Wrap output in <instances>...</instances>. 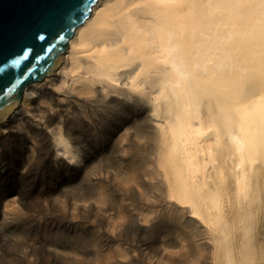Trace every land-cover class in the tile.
I'll list each match as a JSON object with an SVG mask.
<instances>
[{"label": "bare ground", "instance_id": "obj_1", "mask_svg": "<svg viewBox=\"0 0 264 264\" xmlns=\"http://www.w3.org/2000/svg\"><path fill=\"white\" fill-rule=\"evenodd\" d=\"M130 145L141 167L118 181ZM62 174L70 200L53 201L71 221L82 206L110 216L104 251L98 231L77 222L70 237L59 223L40 244L59 264H82L83 244L94 264H143L141 234L163 218L177 249L196 252L190 264H264V0H98L52 76L0 119V192L14 193L0 228ZM35 241L0 264H34ZM174 250L163 245L157 263Z\"/></svg>", "mask_w": 264, "mask_h": 264}, {"label": "rangeland", "instance_id": "obj_2", "mask_svg": "<svg viewBox=\"0 0 264 264\" xmlns=\"http://www.w3.org/2000/svg\"><path fill=\"white\" fill-rule=\"evenodd\" d=\"M128 126H131V121L128 124ZM133 146H128V151L130 152L128 155V159L124 163V166H129L127 170V174L123 176L118 177V181L122 180L123 182L127 181L128 179H133L132 181H135L137 177L135 176L136 172L140 170L141 167V160H142V152L132 149ZM104 151V149H103ZM125 172V171H124ZM126 173V172H125ZM64 175H60L57 180H58V186H53V185H48L46 189L43 191H40L39 189H34L32 191V194L30 198L24 199V205L22 208V211L20 212L19 215L16 216L17 219H15L14 223L10 222L7 226H3L0 228V245L2 246L0 248V260H11L13 257L6 258V254H12V245L16 244V247L14 249L17 251L16 254L18 256H23L25 252L30 250L29 244L26 242V239L30 238V241L32 238L36 239L34 245L35 247L33 248L34 253H33V258H34V264H59V260H62L61 255L55 256L53 251H44L43 249L40 248L41 241H46L49 242V240H53L51 236H49V233L54 231L55 227L61 223H66L69 225L65 227L69 230L68 236H74L72 232L73 227L72 225L74 223L79 222L80 223V233L84 232V230H93L98 231L99 234L102 235V238L99 240L100 243V251H104L106 247L104 245L107 244L106 238L109 236V233L107 232L108 226L106 223V218L107 216H110L109 210L110 207L107 210V215L105 214L104 216L98 217L96 215V211L92 208H83L84 206L80 207V211L76 212V219H73L71 221L70 218V212L71 209H68L66 211V214L63 213V204L59 203H54L53 200H55L58 197H63L67 202H69L70 198L68 195L66 197L60 192L64 190V188H69L72 183H68L67 180L65 182L63 181ZM106 181H103V184L109 189L107 185V180L109 183L115 185L116 183L114 181L110 182L112 180L111 176H108ZM72 181V180H70ZM114 182V183H113ZM60 183V185H59ZM104 187V188H105ZM60 197V198H61ZM7 198V199H6ZM14 198V193H2L0 192V209H3V206L5 204V199L7 201H11ZM62 199V200H63ZM135 201H139V198L135 196ZM68 206H70L68 204ZM172 216L171 218L176 219L179 218V222H186L187 217L190 215L187 214H180L175 211L171 212ZM174 213V214H173ZM47 214V216H45ZM78 216L81 218H78ZM164 222L160 224V228L167 230V227H172L173 221H166L165 218H163ZM9 222V220L7 221ZM33 226V227H32ZM150 227V224L147 225ZM86 227V228H84ZM35 229V232H34ZM154 231V232H149L147 234H141L142 237L147 240V246L145 247L146 249L141 252L140 255L143 256V254H146V257H144L143 264H158L156 258L160 255H162V246H170V248H176V251L174 250L173 252H176L177 255L174 256H168L166 255L165 259L168 261L170 264H187V262L190 264L192 261H195L196 259V252L194 249L189 247L188 249H184L183 251H180L178 247V242L176 238V234H165L163 231ZM172 230V229H171ZM86 232V233H87ZM66 233V232H63ZM67 235V234H66ZM185 236V234H184ZM187 237V236H186ZM188 239V238H186ZM16 243H13V242ZM60 241H63L62 239ZM103 241V242H102ZM204 240L200 239V243H202ZM45 242V243H46ZM67 242V241H64ZM102 242V243H101ZM115 242V241H114ZM66 245L72 246L70 243H66ZM117 244L112 248H115ZM102 246V247H101ZM188 246V245H187ZM70 249V247L68 246ZM110 252V251H109ZM75 253L78 254V262H81L82 264H89L95 263V260L100 259H95L96 254L95 251L93 250L92 246H88L86 244H83L78 251H75ZM106 253V252H105ZM179 254V255H178ZM70 257V256H69ZM74 258V257H73ZM143 258V257H141ZM22 261H17L16 264H26L25 260L21 258ZM73 260V259H72ZM128 260L129 258L123 259ZM140 260V261H141ZM146 260V261H145ZM75 261H71L69 264L74 263ZM77 263V262H76Z\"/></svg>", "mask_w": 264, "mask_h": 264}, {"label": "water", "instance_id": "obj_3", "mask_svg": "<svg viewBox=\"0 0 264 264\" xmlns=\"http://www.w3.org/2000/svg\"><path fill=\"white\" fill-rule=\"evenodd\" d=\"M97 1L0 0V93L16 84L10 99L0 95V119L17 106L25 87L52 76L75 29L90 16ZM39 36L46 39L40 41ZM14 60L17 63H11ZM12 100L17 103L3 107Z\"/></svg>", "mask_w": 264, "mask_h": 264}, {"label": "snow or ice", "instance_id": "obj_4", "mask_svg": "<svg viewBox=\"0 0 264 264\" xmlns=\"http://www.w3.org/2000/svg\"><path fill=\"white\" fill-rule=\"evenodd\" d=\"M60 38H61V39H64V37H62V36H61ZM38 39H39L40 41H44V40L46 39V37H45V36H39ZM19 59H23V57H18L17 60H19ZM37 59H39V58H37ZM11 63L15 64V63H17V61L14 60V61H12ZM5 67H7V65H5ZM29 71H31V68L27 69L26 72H25L24 74H27V72H29ZM15 88H16V84L14 83V84L11 86L10 89L4 90L2 93H0V95H3V97H5L6 99H10V97H9V92H11L12 90H14ZM32 95H34V93H33ZM15 103H17V102L14 101V100H12V101H11V104H5V105H3V107H5V108H7V107H11V106L14 105ZM133 103H135V101H133Z\"/></svg>", "mask_w": 264, "mask_h": 264}]
</instances>
